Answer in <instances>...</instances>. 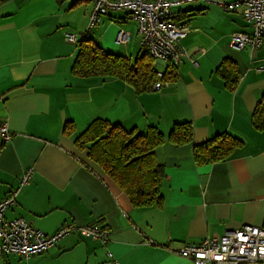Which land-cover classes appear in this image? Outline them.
<instances>
[{
  "label": "crops",
  "instance_id": "1",
  "mask_svg": "<svg viewBox=\"0 0 264 264\" xmlns=\"http://www.w3.org/2000/svg\"><path fill=\"white\" fill-rule=\"evenodd\" d=\"M84 1L0 5V122L15 133L9 143L0 140V200L33 168L7 220L23 218L47 236L67 223H96L111 240L104 246L79 232L46 254L3 255L0 264H195L175 251L247 225L264 229V128L253 123L264 96V72L257 70L264 42L254 52L230 44L235 33L251 35L252 26L240 13L203 2L176 7L174 20L191 30L182 41L190 56L169 87L139 93L118 78L73 74L79 47L66 34L87 28L92 3ZM121 31L129 35L126 46L116 43ZM91 40L132 63L147 52L138 22L123 11L104 17ZM154 69L166 71L156 62ZM96 120L140 134L154 127L165 136L174 125L191 123L193 144L166 141L157 149L166 176L161 207L135 208L89 151L76 147ZM219 135L242 146L225 161L197 165L193 146Z\"/></svg>",
  "mask_w": 264,
  "mask_h": 264
},
{
  "label": "built area",
  "instance_id": "2",
  "mask_svg": "<svg viewBox=\"0 0 264 264\" xmlns=\"http://www.w3.org/2000/svg\"><path fill=\"white\" fill-rule=\"evenodd\" d=\"M92 3V11L87 28L80 34H66V40L74 45L91 38V32L101 25L102 19L112 12H127L139 24L141 44L164 69H177L189 58L182 45L191 30L185 23L174 20V9L189 2H203L218 6L226 12L240 13L252 26V34L235 33L231 36V47L235 50L249 48L252 52L262 47L264 42V0H86ZM129 35L121 31L117 37L118 46L129 43ZM191 63L198 65L196 59ZM264 72V64L257 69ZM158 81L153 91L160 92L169 87L166 71H156ZM15 133L7 122H0V140L13 141ZM34 177V169L25 170L19 186L5 199L0 200V256L18 255L25 260L48 253L61 241L75 233H83L92 241L106 246L111 240V232L105 227L91 223L77 226L67 223L54 235L47 236L33 228L25 219L7 220L5 213L16 206L20 191L28 186ZM180 257L192 260L195 264H264V229L244 226L241 229L227 230L221 237L206 238L199 244H184L175 251ZM111 256V254H109ZM118 264V263H116Z\"/></svg>",
  "mask_w": 264,
  "mask_h": 264
},
{
  "label": "trees",
  "instance_id": "3",
  "mask_svg": "<svg viewBox=\"0 0 264 264\" xmlns=\"http://www.w3.org/2000/svg\"><path fill=\"white\" fill-rule=\"evenodd\" d=\"M7 1L0 0V5ZM78 47L73 67V74L77 77L118 78L139 93L151 91L158 81L154 60L148 52L132 63L105 51L91 38L79 43ZM175 73V68L166 70V79L171 81ZM253 123L258 130L264 128V96L253 115ZM166 141L179 147L193 144L191 123L176 124L165 136L154 127L140 134L105 120H96L76 139L75 145L81 151H89L91 160L123 190L135 208H148L162 206L166 176L165 167L159 163L156 152ZM241 146L242 142L230 135H219L204 144L194 145L193 155L197 165L211 164L227 160Z\"/></svg>",
  "mask_w": 264,
  "mask_h": 264
},
{
  "label": "rangeland",
  "instance_id": "4",
  "mask_svg": "<svg viewBox=\"0 0 264 264\" xmlns=\"http://www.w3.org/2000/svg\"><path fill=\"white\" fill-rule=\"evenodd\" d=\"M84 2H88V1L85 0Z\"/></svg>",
  "mask_w": 264,
  "mask_h": 264
}]
</instances>
